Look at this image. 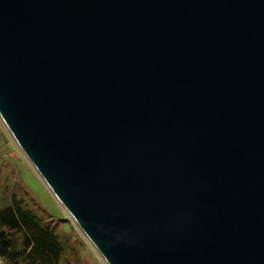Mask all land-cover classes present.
I'll use <instances>...</instances> for the list:
<instances>
[{
    "label": "water",
    "instance_id": "1",
    "mask_svg": "<svg viewBox=\"0 0 264 264\" xmlns=\"http://www.w3.org/2000/svg\"><path fill=\"white\" fill-rule=\"evenodd\" d=\"M0 120L106 264H264V0H0Z\"/></svg>",
    "mask_w": 264,
    "mask_h": 264
},
{
    "label": "rangeland",
    "instance_id": "2",
    "mask_svg": "<svg viewBox=\"0 0 264 264\" xmlns=\"http://www.w3.org/2000/svg\"><path fill=\"white\" fill-rule=\"evenodd\" d=\"M12 194L57 232L64 245L60 264H105L36 176L0 120V203H7Z\"/></svg>",
    "mask_w": 264,
    "mask_h": 264
},
{
    "label": "trees",
    "instance_id": "3",
    "mask_svg": "<svg viewBox=\"0 0 264 264\" xmlns=\"http://www.w3.org/2000/svg\"><path fill=\"white\" fill-rule=\"evenodd\" d=\"M63 253L57 232L22 198L0 203V264H60Z\"/></svg>",
    "mask_w": 264,
    "mask_h": 264
},
{
    "label": "bare ground",
    "instance_id": "4",
    "mask_svg": "<svg viewBox=\"0 0 264 264\" xmlns=\"http://www.w3.org/2000/svg\"><path fill=\"white\" fill-rule=\"evenodd\" d=\"M69 217V216H68ZM70 218V217H69ZM73 224H74V222H73ZM92 247H93V249H94V251L99 255V253L97 252V250H96V248L93 246V245H91ZM99 257L101 258V256L99 255ZM102 259V258H101ZM103 260V259H102ZM103 262L106 264V262L103 260Z\"/></svg>",
    "mask_w": 264,
    "mask_h": 264
}]
</instances>
